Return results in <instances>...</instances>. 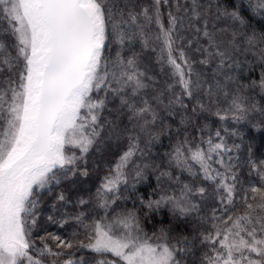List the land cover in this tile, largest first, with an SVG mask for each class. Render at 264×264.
I'll return each instance as SVG.
<instances>
[{"label": "snow or ice", "instance_id": "1", "mask_svg": "<svg viewBox=\"0 0 264 264\" xmlns=\"http://www.w3.org/2000/svg\"><path fill=\"white\" fill-rule=\"evenodd\" d=\"M245 128L264 129V0H0V264H264ZM64 181L48 231L39 194Z\"/></svg>", "mask_w": 264, "mask_h": 264}, {"label": "trees", "instance_id": "2", "mask_svg": "<svg viewBox=\"0 0 264 264\" xmlns=\"http://www.w3.org/2000/svg\"><path fill=\"white\" fill-rule=\"evenodd\" d=\"M234 2V0H233ZM258 20V18H257ZM260 23L256 22V28L259 31L260 30ZM247 75L251 78V79H257L259 78L260 75V69L259 67L255 68V71L247 73ZM258 91V90H257ZM257 99H259V96H257ZM210 121L214 124L215 127H220V124L218 121H216V118L212 117L210 118ZM246 137L248 140L252 141L253 143V153H254V159L259 161L261 159H264V129L261 130H256V129H248L245 128L244 129ZM162 143L157 145V147L155 149H153V154H163L169 145V140L166 137H162L161 138ZM241 154L246 157L247 156V143L243 146V148L241 149ZM93 167V165H91L90 163V168ZM104 168H98L97 171L99 172V175L102 176L103 172H104ZM245 175H247V168H245ZM99 182V177L94 173L90 178H83L81 177L78 181H77V187L78 188H82L83 190L79 191V195H82L85 197V199H87L89 191L91 193L95 192V188L96 185ZM156 184L155 178L151 177L150 181H146L144 183H141L139 185H137V189L140 193H148L151 191V187H154ZM71 188V191H69V189ZM64 191L65 194L68 196L70 201H74L77 195V189L72 188L71 183L68 181H64L62 182L60 185H53L52 186V191L49 192L47 189L43 190L40 194H39V200H40V204H39V208H38V213H39V223L42 226H47L48 231H52V232H56L57 231V226L56 225H52L50 224V222L47 221V217L49 215H58L59 213L57 211H55L52 207L53 203H56V196L59 192ZM125 195H128V193H125ZM126 203L128 208L132 207V200L129 199L126 202H121V206L123 207L124 204ZM138 205V202H137ZM57 207L59 208L60 212H73L76 210L74 203H69L67 206H60V204H57ZM165 215H167L166 211L164 213ZM73 229L72 228H68V231L71 232ZM63 231V230H61ZM148 231H151V226H149ZM43 234V233H41ZM201 253L199 251H197L195 253V255L190 256L189 259V264H193V262H197L198 264V260L200 257Z\"/></svg>", "mask_w": 264, "mask_h": 264}]
</instances>
